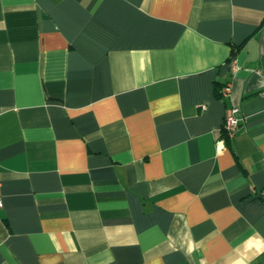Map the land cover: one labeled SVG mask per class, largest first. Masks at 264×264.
I'll list each match as a JSON object with an SVG mask.
<instances>
[{
  "label": "crops",
  "instance_id": "0c3cea01",
  "mask_svg": "<svg viewBox=\"0 0 264 264\" xmlns=\"http://www.w3.org/2000/svg\"><path fill=\"white\" fill-rule=\"evenodd\" d=\"M263 61L264 0H0V264H264Z\"/></svg>",
  "mask_w": 264,
  "mask_h": 264
},
{
  "label": "built area",
  "instance_id": "2783aa9c",
  "mask_svg": "<svg viewBox=\"0 0 264 264\" xmlns=\"http://www.w3.org/2000/svg\"><path fill=\"white\" fill-rule=\"evenodd\" d=\"M230 69H231L232 75H235L238 72L239 67L235 60H231ZM254 74L262 82L261 95L264 96V61L257 69H255ZM230 93H231V88H230V85L228 84L222 89L221 94L223 98H228L230 97ZM238 114H239V108L232 107L229 113L227 114V116L225 117V120L222 126V133L225 136L231 137L237 132L239 125H240V118L238 117ZM216 149L217 151H220L221 149H223L222 141H219L217 143Z\"/></svg>",
  "mask_w": 264,
  "mask_h": 264
},
{
  "label": "trees",
  "instance_id": "16d2710c",
  "mask_svg": "<svg viewBox=\"0 0 264 264\" xmlns=\"http://www.w3.org/2000/svg\"><path fill=\"white\" fill-rule=\"evenodd\" d=\"M225 136V135H224Z\"/></svg>",
  "mask_w": 264,
  "mask_h": 264
}]
</instances>
